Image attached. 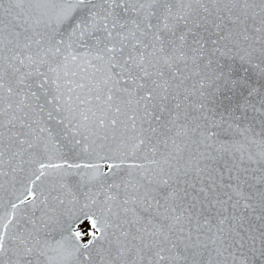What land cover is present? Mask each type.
Masks as SVG:
<instances>
[{"label": "snow or ice", "instance_id": "snow-or-ice-1", "mask_svg": "<svg viewBox=\"0 0 264 264\" xmlns=\"http://www.w3.org/2000/svg\"><path fill=\"white\" fill-rule=\"evenodd\" d=\"M0 264H264V0H0Z\"/></svg>", "mask_w": 264, "mask_h": 264}]
</instances>
